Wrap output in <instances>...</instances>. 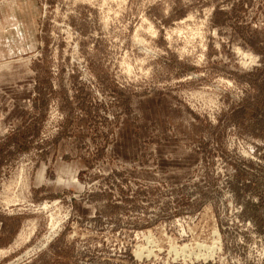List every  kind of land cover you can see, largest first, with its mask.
<instances>
[{"label":"rangeland","instance_id":"obj_1","mask_svg":"<svg viewBox=\"0 0 264 264\" xmlns=\"http://www.w3.org/2000/svg\"><path fill=\"white\" fill-rule=\"evenodd\" d=\"M0 264H264V0H0Z\"/></svg>","mask_w":264,"mask_h":264}]
</instances>
